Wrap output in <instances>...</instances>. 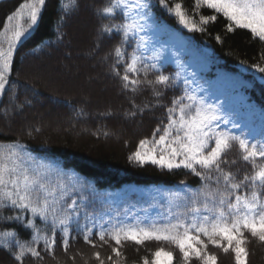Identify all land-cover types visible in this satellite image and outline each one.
I'll use <instances>...</instances> for the list:
<instances>
[{"label": "trees", "instance_id": "obj_1", "mask_svg": "<svg viewBox=\"0 0 264 264\" xmlns=\"http://www.w3.org/2000/svg\"><path fill=\"white\" fill-rule=\"evenodd\" d=\"M33 2L34 0L0 1V51L6 55L10 52L9 71L5 73L7 83L5 90L0 91V151L15 147L29 163L34 162L33 166L42 165L53 175L59 174L74 190L73 198L83 192L90 202V211H94L98 218H103L105 227H108L109 219L113 222L120 220L132 223L134 219L148 221L167 215L173 194L179 193L183 196L189 190L198 189L201 186L199 177L188 169L169 170L151 162L137 163L130 157L139 149L141 140H147L148 147H151L156 130L161 129L159 134H163L162 130L168 123L167 109L172 106L171 101L178 98L183 90L184 78L178 66L163 58H160L158 63V67L165 70V75L180 73V80L175 89H165L162 85H149L145 81L135 93L124 91L120 79L112 70L115 63L114 49L120 43V36L119 34L100 35L102 25L119 24L121 20L119 16L115 20L102 19L96 11L108 4L109 0H77L79 8L69 15L62 11V4H67L71 8V0H45L43 5H37L39 11L35 24L28 20V8H21V5H31ZM177 2L183 5V10L189 17V24L195 22L198 26L204 27V31H190L189 28L184 27L177 18L158 4V0H148L151 5L150 18L155 24H163L180 34L197 53L207 59L213 70L222 68L235 72L249 84V87L244 89L246 101L250 103L253 121L259 128L255 137L259 138L264 134V73L259 72L256 65L264 67V41L254 36L249 29L234 28L233 31H228V21L222 15L217 16L215 22L200 25V17L212 15L214 11L206 6L196 8L194 0H166L170 6ZM83 7H89L93 21V31L90 34H82L76 21L67 28ZM17 11L22 13L23 18L9 21L7 17ZM18 25L24 34L19 40H14L13 32ZM71 35H74L77 47L91 39L88 49L93 50V59H98L100 66L106 70L105 75L117 89V94L109 93L106 97L113 100L114 104L98 114L93 113L99 111L98 109L92 108L76 95L60 96L51 92H42L23 77L24 72H27L24 63L30 59L43 57L47 60L65 62L71 56L70 51L66 49L65 40ZM131 50L128 48L129 52ZM144 55L150 57L151 53L145 52ZM73 58L86 64L79 56ZM49 70L51 72L52 68ZM119 70L123 74V66H120ZM156 75L154 71H149L147 80L155 81ZM139 78L142 81L145 79L143 70ZM55 79L59 90L65 91L67 87L72 90L77 86L81 88L91 86L94 100L102 101L105 98L97 91V86L93 85L88 76L69 77L67 74L58 73ZM41 81L46 82L42 78ZM28 84H31L36 93L45 96L43 103L51 101L69 114L70 124L87 137L74 136L61 130L57 133L50 124L43 127L40 122L33 123L29 129H25L22 123L15 121L14 126L5 128L3 123L6 120L16 118L20 111L30 110L34 104H37L33 103V99L25 92ZM154 88L162 93L160 97L153 94ZM13 105L19 108L14 109ZM133 105L143 109L134 117L129 115L136 110ZM118 117L125 122L141 121L142 130L135 133L125 128L124 134L121 135L122 142L109 141L114 133L113 118ZM159 134L155 136L156 139L159 138ZM127 136L130 139H127ZM139 150L146 151L147 148ZM227 159L235 161L227 170L237 174L238 178L253 171L250 164L241 159L238 146H234L229 151ZM2 214L8 216L14 213L4 209ZM84 223L85 221L81 219L80 224ZM36 225L42 232L48 231L39 219L36 220ZM5 230L15 231L21 242L30 241L32 237V230H26L16 223L0 221V232ZM245 235L249 236L247 232ZM91 239L95 247L86 243L82 234H77L74 224L67 252L62 247L58 232L54 254L50 255L43 251V241H40L39 245L33 246L41 250L43 258H26L24 264H97L95 251L100 252L105 264H109L107 260L109 256L116 259L111 250L112 246H115L114 242L109 241L105 244L95 235ZM156 246L170 248L174 252L173 264H183L178 249L163 241H147L140 246L131 242L125 243L120 249L122 252L119 258L120 264H142L145 257L151 261ZM247 249L248 264H264V243L249 236ZM209 251L217 255L218 264H234L232 255L225 254L211 245ZM0 264H17L13 250L0 245ZM193 264L197 262L194 261Z\"/></svg>", "mask_w": 264, "mask_h": 264}, {"label": "snow or ice", "instance_id": "obj_2", "mask_svg": "<svg viewBox=\"0 0 264 264\" xmlns=\"http://www.w3.org/2000/svg\"><path fill=\"white\" fill-rule=\"evenodd\" d=\"M44 3L45 0H34L31 5H21V8H28V20L32 24L37 21V5ZM71 3V8L62 4L66 15L79 8L77 0H71ZM158 4L190 31H204V27L195 22L189 24L181 3L170 6L166 0H158ZM194 6H206L214 11L212 15L201 16L200 25L215 22L217 16L222 15L228 21V31L249 29L264 41V0H194ZM150 10L148 0H109L108 4L96 10L102 19L115 20L119 16L121 20L119 24L102 25L100 35L120 36V43L114 49L112 70L124 91L135 93L145 81L149 85L175 89L180 80L179 72L169 76L158 67L160 52L154 51L150 57L144 55L147 51L144 33L151 26ZM14 18L22 19V13L17 11L7 17L9 21ZM23 34L18 25L13 39L19 40ZM128 48L132 49L131 52ZM8 55L0 51V91L5 90L7 83ZM120 66H123V74ZM256 67L264 73V67ZM141 70L143 81L139 78ZM149 71L157 74L155 81L147 80ZM191 83L194 81L184 78L182 94L171 101L163 134H159L161 129L156 130L151 147H148L147 140H141L139 149L147 150L138 149L130 157L137 163L151 162L169 170L188 169L201 181L198 189L189 190L186 195L173 194L168 214L160 219H134L132 223L109 219L108 227H105L103 218L90 211V202L83 192L73 198L74 190L59 174L53 175L42 165L33 166L34 162L29 163L15 147L0 151V221L32 230L31 240L25 242L18 239L15 231L0 232V245L13 250L17 264H24L26 258L42 259L41 250L33 246L39 245L40 241H43V251L54 254L58 232L67 252L74 224L77 234H82L85 242L93 247L96 246L91 239L93 235L105 244L114 242L111 250L116 259L107 257L109 264H120V249L125 243L140 246L147 241H163L172 245L178 249L183 264H193L194 261L197 264H218V257L209 251V245L225 254L231 252L234 264H248L246 245L249 236L264 243V134L257 138L241 129V125L231 118V113L222 114L223 109L219 105L197 96L190 87ZM153 94L160 97L162 93L154 88ZM133 107L136 110L130 112V116L143 111L135 105ZM234 129L241 130L237 133ZM157 134L158 139L155 138ZM234 146H238L241 159L250 164L251 174L245 173L238 178L237 174L227 170L235 163L227 159ZM4 209L14 214L5 216L2 214ZM37 219L48 231L42 232L37 227ZM81 219L85 221L83 225L80 224ZM246 232L249 236L245 235ZM94 256L99 264H105L99 252ZM173 262V252L161 247L152 254L151 261L143 258L142 264Z\"/></svg>", "mask_w": 264, "mask_h": 264}, {"label": "rangeland", "instance_id": "obj_3", "mask_svg": "<svg viewBox=\"0 0 264 264\" xmlns=\"http://www.w3.org/2000/svg\"><path fill=\"white\" fill-rule=\"evenodd\" d=\"M88 8L83 7L80 14L67 25V28H70L76 21L78 29H80L82 34H90L93 31V21ZM149 23L151 26L144 33L147 44V51L145 52H150L152 55L154 51H158L161 54V58L174 62L178 66L183 78H187L190 82L194 81V83L190 84V87L195 91L197 96L203 97L208 103L219 105L223 109L222 114L231 113V118L241 125V129L251 132L253 136H256L259 128L253 121L251 115L253 111L250 108V103L246 101V95L242 89L246 87L242 84V81L237 76L221 68H214L213 70L207 59L197 53L192 45L180 34L166 28L163 24H155L152 18ZM73 36L71 35L65 40L66 49L71 53V56L65 62L47 60V58L43 57L30 59L24 63L27 72H24L23 77L27 81H31L42 92H51L60 96L76 95L92 108L98 109L99 111L93 112L98 114L100 111L106 110L107 107L114 104L113 100H109L106 97L109 93L117 94V89L114 83L105 75L106 70L103 66H100L98 59H93V50L88 49V46L92 42L91 39L86 44L77 47ZM76 56L81 57L86 64L75 60L73 57ZM49 68H52L51 72ZM58 73L67 74L69 77L81 75L85 78L88 76L93 85L97 86V91L102 93L105 98L102 101L94 100L91 86H86L85 88L77 86L76 88H72V90L69 89L70 87H67L64 89L65 91L59 90L56 87L57 82L55 81ZM41 78L45 79L47 83H43ZM25 88V92L33 99V103L37 104H34L30 110L20 111L16 118L6 120L3 123L5 128L14 126L15 121L22 123L25 129H29L33 123L40 122L43 127L46 124H50V127L57 133L61 130L74 136L87 137L84 133H79L70 124L69 114L63 112L61 108L51 103V101L43 103L45 96L36 93L31 84L26 85ZM11 103L13 104V102ZM13 107L16 110L19 108L17 105H13ZM113 121H115V124L112 125L114 133L108 139L112 142H122L121 135L124 134L125 128L135 133L142 130L141 121L125 122L120 117L113 118ZM221 127H224L222 123ZM228 127L230 128L231 125L229 124ZM241 129H234L233 131H238L239 133ZM127 139L130 138L128 137ZM158 248H161V246H156L154 252ZM163 248L166 251L173 252L168 247ZM96 252L98 251L94 253ZM228 255H232V253L229 252ZM97 264H99L98 261Z\"/></svg>", "mask_w": 264, "mask_h": 264}]
</instances>
